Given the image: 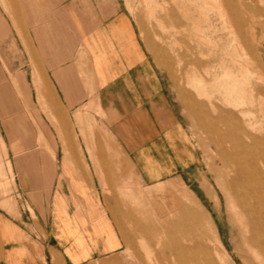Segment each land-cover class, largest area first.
I'll list each match as a JSON object with an SVG mask.
<instances>
[{"label": "crops", "instance_id": "obj_1", "mask_svg": "<svg viewBox=\"0 0 264 264\" xmlns=\"http://www.w3.org/2000/svg\"><path fill=\"white\" fill-rule=\"evenodd\" d=\"M185 135L124 0H0V188L35 214L0 195V264L124 250L145 189L193 163Z\"/></svg>", "mask_w": 264, "mask_h": 264}, {"label": "rangeland", "instance_id": "obj_2", "mask_svg": "<svg viewBox=\"0 0 264 264\" xmlns=\"http://www.w3.org/2000/svg\"><path fill=\"white\" fill-rule=\"evenodd\" d=\"M124 2L135 23L140 42L153 65L159 69L167 92L177 107L179 121L186 132L185 139L193 159L183 178L163 181L145 189L144 200L136 210L145 212L144 224L152 225L161 218L167 221L165 231L168 234L177 229L178 235L196 236L199 239L204 229L201 221L196 218L198 206L211 212L213 194L216 193L220 203L214 225L223 247L221 254L228 250L236 264H252L242 251L239 235L232 226L233 204L228 194L226 177L220 171L216 148L206 133L198 128L197 119L190 113L192 86L182 74L183 63L177 59V55L192 46H198L203 51L200 55L202 61L210 64L202 71L209 81L208 86H212L216 77L228 81L224 72H233L240 80L239 85L253 93L254 105L259 107L261 100H264V94L260 92L264 89V0H191V18L187 21V28H175L173 36L169 19L166 18L169 0ZM222 11L225 12L224 15ZM237 45L244 54L237 53L241 51L237 50ZM244 64H249L248 69ZM251 71L253 75L248 74ZM0 195L9 197L20 210L24 211L29 207L35 215L31 206L17 202L21 198L15 197L20 196L16 188H0ZM146 229L151 231V227H138L134 230L135 234L129 237L127 246L121 252L90 264H137V250L147 254L149 249L147 242L142 239ZM167 233L163 239L169 236ZM187 242L194 244L191 240ZM156 247L161 248L159 245Z\"/></svg>", "mask_w": 264, "mask_h": 264}, {"label": "bare ground", "instance_id": "obj_3", "mask_svg": "<svg viewBox=\"0 0 264 264\" xmlns=\"http://www.w3.org/2000/svg\"><path fill=\"white\" fill-rule=\"evenodd\" d=\"M190 2L169 0L166 18L169 19L172 36L175 28H187V21L191 18ZM239 51L237 53L244 54L242 49ZM201 54L203 51L198 46H192L177 55V59L183 63L182 74L192 86L189 110L197 119L198 128L206 133L216 148L220 171L226 177L228 194L233 204L232 226L239 235L242 251L252 264H264V100H261L259 107L254 105L253 93L240 86L238 76L230 71L224 72L228 81L216 77L212 86H208L209 81L202 71L210 64L202 61ZM168 59L169 55L166 62ZM244 65L248 69L249 64ZM252 71L248 74L253 75ZM260 92L264 94V89ZM213 196L211 212L197 204L196 218L204 229L199 239L196 236L178 235L177 229L168 234L165 231L167 221L161 218L152 222V225L150 223L151 226L144 224L145 212L136 210L137 226L151 227V231L146 229L145 237L142 238L149 249L147 254L137 250V264H236L231 252L227 250L221 254L223 247L214 225L220 202L216 193ZM165 233L169 236L163 239ZM190 240L194 244L187 242ZM157 245L161 248H157Z\"/></svg>", "mask_w": 264, "mask_h": 264}]
</instances>
